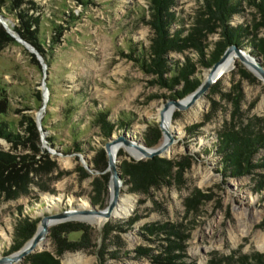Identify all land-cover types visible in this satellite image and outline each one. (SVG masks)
Here are the masks:
<instances>
[{
	"label": "rangeland",
	"instance_id": "374dc122",
	"mask_svg": "<svg viewBox=\"0 0 264 264\" xmlns=\"http://www.w3.org/2000/svg\"><path fill=\"white\" fill-rule=\"evenodd\" d=\"M224 1L238 46L264 64V0ZM167 5L170 35L186 40L163 50L154 0H0V28L12 38L0 37V257L28 222L35 235L44 215L106 208L112 176L100 149L118 135L146 143L156 127L162 144L164 103L188 78H207L226 39L215 0ZM172 107L167 151L139 157L120 146V168L131 170L121 168L119 202L129 213L72 215L17 264H264L263 78L238 58L195 105ZM229 131L261 135L240 168L221 151Z\"/></svg>",
	"mask_w": 264,
	"mask_h": 264
},
{
	"label": "water",
	"instance_id": "95a60500",
	"mask_svg": "<svg viewBox=\"0 0 264 264\" xmlns=\"http://www.w3.org/2000/svg\"><path fill=\"white\" fill-rule=\"evenodd\" d=\"M232 53H235V56L238 57L242 62L249 65L251 70L261 76L264 80V64L261 61L255 60L250 52L246 49L239 47L236 43L230 44L225 53L222 54L220 59L215 62V64L210 68L207 78L205 81L201 83V85L190 95V98L185 102L184 98L181 99H169L163 105L160 111V123L159 127L164 134V142L157 147L147 146L146 143H138L131 139L125 138L122 136L111 137L105 145V152L108 157V169L111 173V183H112V196L109 205L102 209L98 208L92 204L90 208H69L61 212H55L51 214L44 215L41 218V226L38 232L33 236V238L27 242L25 246H23L18 252H13L7 254L5 256L0 257V264H17L20 261H23L27 255H30L33 250L40 245L42 240H45L48 236V233L51 231V225L56 222H62L69 219L72 215H98L102 216V218H110L113 216V209L117 207L120 196L122 193L123 187V175L121 173L120 162L118 159V155L114 153V147L116 146H127L132 147L146 155V157H153L159 153H164L167 151L174 141V135L172 130L165 125V112L170 107L174 106L178 110H185L193 105H195L207 92L211 89L215 82H217L219 75L216 74L217 68L224 63V61L228 58V56Z\"/></svg>",
	"mask_w": 264,
	"mask_h": 264
},
{
	"label": "trees",
	"instance_id": "16d2710c",
	"mask_svg": "<svg viewBox=\"0 0 264 264\" xmlns=\"http://www.w3.org/2000/svg\"><path fill=\"white\" fill-rule=\"evenodd\" d=\"M168 2L169 0H154L155 4V10L157 11L156 13V21H155V26L158 29L159 37L157 38V45L159 49L166 50L167 47L171 46L172 44L175 43H181L182 41L186 40L185 38H182V30H177L173 35H170L169 32V26L171 23V19L173 18V14H170L168 12ZM216 6L218 9L216 10V13L220 18H222L223 21V32L226 36V39L224 42H219L216 50L214 53H212V58L210 60L211 66L217 62L220 57L222 56L223 53H225L226 48L233 43H236L237 45L244 46L243 42L241 41L240 37V30L236 28H232L229 26L228 19L230 18L231 14V7L228 6V1L225 2L224 0H215ZM233 7V6H232ZM169 17V18H168ZM0 37L6 38V40L11 41L12 38L8 36V34L0 28ZM27 38V37H26ZM188 38V37H187ZM252 45L255 43L252 41ZM255 47V46H254ZM257 47H255V50L253 51L254 53L259 52L260 50L264 52V40H261V43L258 47V50H256ZM158 49V50H159ZM159 52V51H158ZM159 54V53H158ZM165 66L166 63L164 64L161 63L160 61L158 62V66ZM184 74L185 77H187V68L184 67L181 70ZM186 85L177 93L176 97L178 99L185 98V96L189 95L190 93L192 94L200 85V82H193L191 78L187 79ZM186 96V97H187ZM104 133L107 138L109 135H111L112 130L109 125H104ZM160 137H161V132H159V128L156 127L154 129H151L149 133L145 136V142L147 146L150 147H155L158 146L160 143ZM261 139V135H257L255 138H252L251 136H239L237 133H234L233 131L226 132L223 135V139L221 140L222 144V152L226 156L227 161H232L234 165L237 166V168L241 167V160L243 158V155L245 156L249 153H247L248 150H246V147L250 145V142L252 141H257ZM248 157H246L247 159ZM98 160H105V151L104 148L100 149V152L98 154ZM160 164L158 158H155L149 162H144L141 165H139L137 168H133L132 172L134 175H140L141 170L143 171L144 167L154 166ZM121 168L123 171L127 172L131 168L127 165V163H124L121 165ZM96 201H98L96 199ZM28 222V221H27ZM28 228L25 229L26 234H20L15 237V242L13 246H11V249L9 252H17L18 250L21 249L22 246H24L25 242L34 235L35 228H36V223L35 221L33 222H28ZM69 223L60 225V226H55L53 227V232L58 233L61 229H69ZM35 255H31L29 259H34Z\"/></svg>",
	"mask_w": 264,
	"mask_h": 264
},
{
	"label": "bare ground",
	"instance_id": "6f19581e",
	"mask_svg": "<svg viewBox=\"0 0 264 264\" xmlns=\"http://www.w3.org/2000/svg\"><path fill=\"white\" fill-rule=\"evenodd\" d=\"M238 60V57L235 56L234 53L230 54L228 56V58L224 61V63H222L218 68H217V72L216 74L219 75V76H222L224 74H227L229 73L233 67H234V63L235 61ZM190 98V97H189ZM189 98H187L186 100L183 99V101H187ZM176 108V107H175ZM174 112H175V109L173 107H170L169 109H167V111L165 112V125L168 126L171 130H172V120H173V116H174ZM120 149H122V147H114V153L116 155L119 154V151ZM127 151H130L136 155H138L139 157H141V154L139 153V151L137 150H133V149H126ZM113 212L114 214H128L129 213V209L128 207L126 206V204H124V202H119L117 207H114L113 209ZM98 216V215H96ZM98 217H101V216H98ZM57 223V222H56ZM6 264H10V263H6Z\"/></svg>",
	"mask_w": 264,
	"mask_h": 264
}]
</instances>
